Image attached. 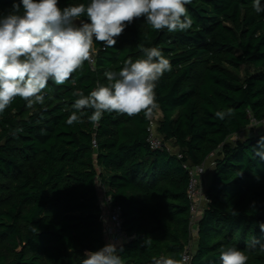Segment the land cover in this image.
<instances>
[{
	"label": "trees",
	"instance_id": "trees-1",
	"mask_svg": "<svg viewBox=\"0 0 264 264\" xmlns=\"http://www.w3.org/2000/svg\"><path fill=\"white\" fill-rule=\"evenodd\" d=\"M88 2L59 0V6ZM13 3L21 0H0V17ZM186 8L189 30L155 31L136 20L114 47L97 43L94 63L85 62L68 82L50 81L44 104L29 109L16 98L0 114V264H81L86 251L105 246L98 183L119 207L123 264L181 260L190 235L189 264H221L226 247L244 250L248 264H264V159L256 155L264 128L228 140L264 119V11L257 13L253 0H192ZM140 45L158 47L172 65L155 89L162 147L149 146L143 112L105 113L93 125L86 110L83 123L69 126L73 91L88 94L97 82L107 84L106 71L142 58ZM227 109L230 116L216 118ZM214 152L206 206L190 234L184 166Z\"/></svg>",
	"mask_w": 264,
	"mask_h": 264
},
{
	"label": "clouds",
	"instance_id": "clouds-1",
	"mask_svg": "<svg viewBox=\"0 0 264 264\" xmlns=\"http://www.w3.org/2000/svg\"><path fill=\"white\" fill-rule=\"evenodd\" d=\"M191 2L89 0L87 4L61 8L59 0H21L22 13L21 4L13 3L12 12L0 17V114L16 98L25 101L29 109L44 104V90L50 81L56 85L68 82L85 62L94 63L97 43L105 48L114 47L125 29L136 20L143 18L155 31L189 30L193 20L186 5ZM253 8L257 13L264 11L261 0H253ZM140 49L142 58L134 61L129 58L118 72L104 73L107 84L97 82L88 94L78 88L73 91L74 111L66 120L69 126L83 123L86 110L91 111L87 120L93 125H98L105 113L129 117L141 112L146 117L153 113L157 108V82L172 70V65L158 47L140 45ZM231 114L232 109L215 112L220 120ZM19 131L22 129L16 130ZM256 155L264 159V143ZM260 228L264 231V223ZM32 231L36 233L38 229L33 226ZM254 247L255 243L247 245L248 250ZM219 259L221 264H248L249 256L244 250L226 247L220 250ZM81 264H123V261L116 244L110 242L99 250L86 251ZM154 264H185V261L160 257L154 258Z\"/></svg>",
	"mask_w": 264,
	"mask_h": 264
},
{
	"label": "built area",
	"instance_id": "built-area-1",
	"mask_svg": "<svg viewBox=\"0 0 264 264\" xmlns=\"http://www.w3.org/2000/svg\"><path fill=\"white\" fill-rule=\"evenodd\" d=\"M264 125V119L261 121H251V124ZM149 132L147 141L151 148H161L162 142L161 139L156 136L155 129L153 127V122L149 118V124L147 127ZM189 181L187 185V196L190 200V234L194 232V223L198 217L197 212L202 210L201 202H207V198L204 195L205 189H203V184L205 182L204 174H205V166L202 162L199 165L187 167ZM207 186V185H206ZM206 188V187H205ZM101 215L100 218L104 223V233L105 235H111L114 241H125L127 239L125 233L121 228V219H120V211L117 205H112L110 201V197L107 195H102L99 201ZM197 215V216H196ZM108 220L111 224V227L108 228L105 225V221ZM193 244L192 236L190 235V240L188 244L185 245L184 253L182 258L185 261V264H189L190 259V249Z\"/></svg>",
	"mask_w": 264,
	"mask_h": 264
},
{
	"label": "rangeland",
	"instance_id": "rangeland-1",
	"mask_svg": "<svg viewBox=\"0 0 264 264\" xmlns=\"http://www.w3.org/2000/svg\"><path fill=\"white\" fill-rule=\"evenodd\" d=\"M149 118H150V120L153 122V127H154V129H155V127H156V124H155V122L160 118V113H159V111L158 110H156L153 114H151L150 116H149ZM261 128H264V125H258V124H249L244 130H242V131H240L239 133H237V134H234V135H232L228 140L229 141H235V139H241V138H243L244 136H246V135H248L250 132H253V131H258V130H261ZM167 144V143H166ZM167 147L171 150V151H174V147H172V145L171 144H167ZM214 159H215V152L214 153H210L209 155H208V157L204 160V166H205V174H204V178H205V182H204V184H203V189H205V187H206V185H207V183H208V181H209V176H210V172H211V169H212V166H213V162H214ZM202 204H201V208H202V210H203V208L206 206V203L205 202H201ZM200 210L197 212V215L199 216L200 215ZM196 215V216H197ZM193 238H194V236H193ZM195 239V238H194ZM194 241L195 240H193V243H194ZM116 243V241H114V240H107V238H106V244L107 243ZM192 247H193V245L191 246V249H190V251H192Z\"/></svg>",
	"mask_w": 264,
	"mask_h": 264
},
{
	"label": "crops",
	"instance_id": "crops-1",
	"mask_svg": "<svg viewBox=\"0 0 264 264\" xmlns=\"http://www.w3.org/2000/svg\"><path fill=\"white\" fill-rule=\"evenodd\" d=\"M175 150V149H174ZM210 175H211V172H210ZM210 178V176H209ZM97 192H98V197H99V200L101 199L102 195L104 194V187L102 185H100L99 183L97 184ZM105 225L106 227L110 228L111 227V224L108 220L105 221ZM104 236L105 238H107V240H113V237L111 235H105L104 233ZM116 244V243H115Z\"/></svg>",
	"mask_w": 264,
	"mask_h": 264
}]
</instances>
